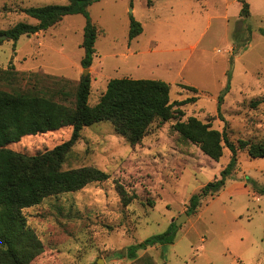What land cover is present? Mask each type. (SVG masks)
<instances>
[{"label":"rangeland","instance_id":"obj_1","mask_svg":"<svg viewBox=\"0 0 264 264\" xmlns=\"http://www.w3.org/2000/svg\"><path fill=\"white\" fill-rule=\"evenodd\" d=\"M244 1L248 16L241 15L243 0L96 1L87 9L101 30L90 68L81 64L87 24L82 13L17 41L0 40V68L14 65L26 74L64 77L72 94L90 69L91 105L112 78L121 77L161 79L170 84L171 101L190 99L177 116L154 121L136 145L111 122L83 128L63 168L93 165L111 176L23 210L45 244L31 264H264V194L250 180L264 185V158L239 151L224 187L188 215L190 198L220 176L231 152L225 148L215 160L174 128L195 116L220 130L227 123L235 141L264 140V0ZM49 4L69 0H0V30L22 21L38 23L25 10ZM131 15L144 27L132 40ZM17 85L30 89L34 81L26 78ZM72 132L65 126L8 147L36 154L67 141ZM118 183L135 195L128 205ZM184 214L188 219L177 226ZM169 229L172 243L140 248L130 257L132 246Z\"/></svg>","mask_w":264,"mask_h":264},{"label":"trees","instance_id":"obj_2","mask_svg":"<svg viewBox=\"0 0 264 264\" xmlns=\"http://www.w3.org/2000/svg\"><path fill=\"white\" fill-rule=\"evenodd\" d=\"M96 1L99 0H69L67 5L27 8L25 11L38 23L18 22L8 30H0V35L6 34L7 38L17 41L22 35L48 29L66 15L82 13L87 17V24L82 43L85 55L81 64L84 68H90L101 30L90 19L87 9ZM243 2L241 15L248 16L249 5ZM148 4L152 5V0H148ZM143 31L142 23L131 15L129 39L136 38ZM26 78L34 81L30 89L17 85ZM47 80L51 81L50 85H45ZM69 84L70 81L64 77L26 74L14 65L8 69L0 68V264H31L45 251L44 242L28 224L23 211L25 208L37 205L49 196L77 191L92 182H103L110 178V173L93 165L63 168L84 127L111 122L117 133L131 145H136L143 140L154 121H168L177 116L182 112L180 105L190 100L171 101L170 84L164 80L121 77L112 78L99 101L91 105L90 74L81 77L74 94L69 90ZM187 88L197 90L192 86ZM228 90L229 86L222 94L220 103ZM65 126L73 127L71 138L53 149L26 154L8 147L25 136L55 131ZM174 128L185 140L198 145L204 154L215 160L222 157L225 148L231 152V159L221 170L220 176L190 198L188 215L197 212L205 197L218 194L224 187L227 178L236 170L239 151L246 150L251 157L264 158V140L235 141L230 137L227 123L220 130L191 116L187 120L177 121ZM250 180L254 188L264 194V185ZM117 187L124 205L131 203L135 195H131L120 183ZM172 233L169 229L132 246L130 257L135 258L140 248L172 243Z\"/></svg>","mask_w":264,"mask_h":264},{"label":"water","instance_id":"obj_3","mask_svg":"<svg viewBox=\"0 0 264 264\" xmlns=\"http://www.w3.org/2000/svg\"><path fill=\"white\" fill-rule=\"evenodd\" d=\"M0 38L3 39V38H7V35L6 34H2L0 35ZM89 71L90 69H86V74L85 76H88L89 75ZM188 219V216L186 214H184L182 217H180L177 221H176V225L177 226H180L182 223H184L186 220Z\"/></svg>","mask_w":264,"mask_h":264}]
</instances>
